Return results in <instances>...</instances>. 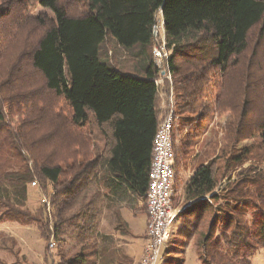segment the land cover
Returning a JSON list of instances; mask_svg holds the SVG:
<instances>
[{
    "label": "trees",
    "instance_id": "obj_1",
    "mask_svg": "<svg viewBox=\"0 0 264 264\" xmlns=\"http://www.w3.org/2000/svg\"><path fill=\"white\" fill-rule=\"evenodd\" d=\"M27 2L0 0V224L33 226L45 240L49 233L56 240L70 235L76 251L68 258L60 254L61 264H131L98 233V224L108 216L123 234L116 206L145 200L154 135L172 96L175 172L201 160L184 196L178 239L198 236L201 264H250L264 248V208L257 203L244 224L252 198L243 193L255 187L261 203L263 195L247 175L225 185L219 177L228 160L239 163L249 153L241 143L255 134L264 142V0H35L52 15L31 16L35 36L7 64L5 48ZM158 13L168 52L161 62L152 54ZM25 77L30 92L15 93ZM35 91L63 97L68 107V117L58 119L64 132L56 133L63 139L73 131L68 145L76 148L57 163L43 159L35 146ZM256 97L262 104L254 121ZM225 111L223 139L197 150L215 114ZM9 117L16 118L14 127L4 124ZM89 126L102 141L94 156L73 141ZM33 183L48 196L39 215L25 208ZM3 239L9 240L0 234V246ZM174 247L163 264L184 263L183 248Z\"/></svg>",
    "mask_w": 264,
    "mask_h": 264
},
{
    "label": "rangeland",
    "instance_id": "obj_2",
    "mask_svg": "<svg viewBox=\"0 0 264 264\" xmlns=\"http://www.w3.org/2000/svg\"><path fill=\"white\" fill-rule=\"evenodd\" d=\"M44 13L46 16H51L52 12L48 9L39 7L35 0H28L25 7L22 9V17L20 23L14 26V35L11 39L12 42L8 44L5 48V58L7 64L12 61L15 56H18L19 52L24 50L26 45L32 41L35 36V32L32 30L33 25L30 23L32 20L31 16H36L38 14ZM157 22L161 23L163 26V19L161 14H157ZM19 29V30H16ZM160 32L163 33L162 29ZM159 37V36H158ZM256 37L252 36L251 42L249 44V50H251ZM156 41V40H155ZM113 52V51H112ZM114 52L113 56H117ZM127 61V60H125ZM130 62L127 63L129 67ZM159 81V97L164 101V85H162V78ZM29 79L24 78L20 89L15 93L23 94L29 91ZM37 87V86H36ZM5 89V88H4ZM7 91V90H6ZM34 94L35 100L40 101V107L37 112H33L32 116L37 120L38 127V137L40 138L35 143L38 149V153L43 159L49 162L57 163L60 160L61 155L64 153H69L70 150L76 148L75 145L69 147L68 143L72 136L74 137V132L69 131L70 135L64 136L63 139H59V134L56 132H64L63 123H59L58 119H65L68 117V107L65 102V98L56 97L52 93L37 92ZM261 100L256 97L254 99L251 118L256 121L260 115ZM32 110L27 111L31 112ZM12 113L14 111H11ZM228 111L222 113H216L213 121L208 125L206 131L201 135V145L197 148L200 150L203 143H207L213 139L222 140L224 136V126L228 120ZM65 117V118H64ZM7 118L5 123L8 126L14 127L16 124V118ZM28 120V119H27ZM83 134L77 135L73 141L87 146V150L92 152L94 156V145L99 148L102 147V141L100 135L93 130V126H89L88 129L83 130ZM66 143V144H65ZM244 147L249 151L245 155L241 162H234L233 160H228L223 168L221 169V185H225L231 178V182H235L240 178L241 174L247 175L249 178L255 179L256 184L259 185L260 189H257L260 194L263 195L264 199V142L255 134L253 137L247 139L244 143L239 145ZM238 147V148H240ZM196 149H194L195 151ZM239 152V149L234 151V155ZM242 152V151H241ZM96 153V152H95ZM91 156V157H92ZM203 159V158H201ZM190 161V160H189ZM195 157L191 159L188 168H182L176 173V179L174 183V200L173 205L178 208L177 216L172 222L171 234L169 239L161 245L160 252L155 264H163L164 256L167 252H173L174 246L183 248V264H201L196 255V240L198 236H194L191 240H185L180 242L178 239L177 227L182 224L183 218L179 217L181 210L185 208L188 203L184 200V196L191 184V179L195 168L200 163ZM251 182V181H250ZM250 185V183H249ZM38 185H31L29 192V198L25 204V208L31 213L39 215L40 212L36 210L40 208L41 202H46L48 196L39 195L37 190ZM247 187H244V192ZM256 188L250 186L249 193H243L250 200L252 204L247 210H245V215L242 217L244 224H250L253 210L257 203L262 204L264 208V203L260 202L255 193ZM50 193V191H48ZM223 204V201H220ZM219 204V202H218ZM217 203L215 204V206ZM115 209H118L123 220V228H121L123 234L115 229L114 223L109 221L108 216H102L98 224V233L103 235L108 240L113 241V246L123 254L127 255V258L132 261L131 264H148L146 260L145 248L147 245L146 237V221H147V207L144 199L136 200V202L128 201L117 205ZM114 219V218H113ZM211 215L206 216L205 222L202 226L204 230L207 229V225ZM122 227V226H121ZM0 234L9 238L3 239L0 248V263L1 264H61L60 254L65 258L71 257L76 250L73 249L74 239L70 235H64L61 240H56L53 238L52 234L49 233L48 238L45 240L41 238L37 229L33 226H23L15 223L5 222L0 224ZM11 238V239H10ZM52 244V245H51ZM250 264H264V248H261L257 253L250 258Z\"/></svg>",
    "mask_w": 264,
    "mask_h": 264
},
{
    "label": "built area",
    "instance_id": "obj_3",
    "mask_svg": "<svg viewBox=\"0 0 264 264\" xmlns=\"http://www.w3.org/2000/svg\"><path fill=\"white\" fill-rule=\"evenodd\" d=\"M160 29L163 33L160 32ZM153 36L156 44L153 47L152 54L157 62H161L168 55L161 23L154 26ZM168 79H170L169 76ZM157 83L159 84V81ZM168 102L170 104L168 112L161 119L154 135L148 171V185L145 193L147 207V245L145 254L148 264L156 263L161 245L169 239L171 224L178 213V208L173 205L176 172L173 153L175 124L172 96L169 97Z\"/></svg>",
    "mask_w": 264,
    "mask_h": 264
},
{
    "label": "crops",
    "instance_id": "obj_4",
    "mask_svg": "<svg viewBox=\"0 0 264 264\" xmlns=\"http://www.w3.org/2000/svg\"><path fill=\"white\" fill-rule=\"evenodd\" d=\"M194 173H195V170H194ZM194 173H193V175H194Z\"/></svg>",
    "mask_w": 264,
    "mask_h": 264
}]
</instances>
